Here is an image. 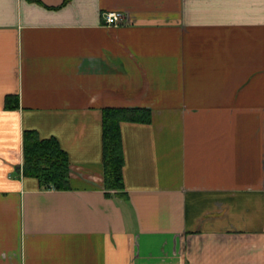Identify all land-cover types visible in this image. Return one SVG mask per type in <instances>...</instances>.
Returning <instances> with one entry per match:
<instances>
[{
  "label": "crops",
  "instance_id": "obj_1",
  "mask_svg": "<svg viewBox=\"0 0 264 264\" xmlns=\"http://www.w3.org/2000/svg\"><path fill=\"white\" fill-rule=\"evenodd\" d=\"M108 107L152 111L122 123L126 198ZM27 129L70 189L23 176ZM0 264H264V0H0Z\"/></svg>",
  "mask_w": 264,
  "mask_h": 264
},
{
  "label": "trees",
  "instance_id": "obj_2",
  "mask_svg": "<svg viewBox=\"0 0 264 264\" xmlns=\"http://www.w3.org/2000/svg\"><path fill=\"white\" fill-rule=\"evenodd\" d=\"M67 2L69 0H65ZM12 99H15L14 104H11ZM6 102L9 107L18 106L17 97L9 96ZM102 112L104 187L107 195L126 198L122 123H150L152 111L141 107H108ZM21 173L36 178L41 189L71 188V160L68 152L57 137L42 138L34 129L23 131Z\"/></svg>",
  "mask_w": 264,
  "mask_h": 264
},
{
  "label": "built area",
  "instance_id": "obj_3",
  "mask_svg": "<svg viewBox=\"0 0 264 264\" xmlns=\"http://www.w3.org/2000/svg\"><path fill=\"white\" fill-rule=\"evenodd\" d=\"M103 19L106 25L117 26L125 21V15L120 11L106 12L103 15Z\"/></svg>",
  "mask_w": 264,
  "mask_h": 264
}]
</instances>
